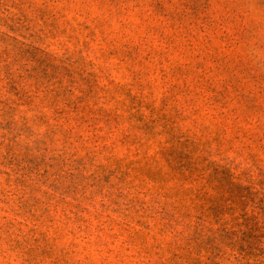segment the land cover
Wrapping results in <instances>:
<instances>
[{
    "label": "rangeland",
    "instance_id": "rangeland-1",
    "mask_svg": "<svg viewBox=\"0 0 264 264\" xmlns=\"http://www.w3.org/2000/svg\"><path fill=\"white\" fill-rule=\"evenodd\" d=\"M0 264H264V0H0Z\"/></svg>",
    "mask_w": 264,
    "mask_h": 264
}]
</instances>
